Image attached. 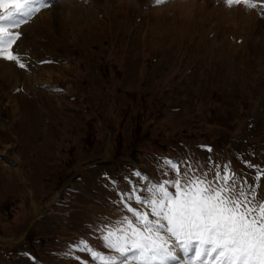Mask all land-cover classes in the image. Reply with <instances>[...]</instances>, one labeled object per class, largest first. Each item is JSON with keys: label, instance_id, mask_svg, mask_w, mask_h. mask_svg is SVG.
<instances>
[{"label": "rangeland", "instance_id": "rangeland-1", "mask_svg": "<svg viewBox=\"0 0 264 264\" xmlns=\"http://www.w3.org/2000/svg\"><path fill=\"white\" fill-rule=\"evenodd\" d=\"M84 2L20 36L19 51L55 61L27 64L28 77L63 84L59 93L34 81L16 93L23 71L0 72V155L9 145L22 176L0 158V237L13 241L0 243V264H31L26 250L80 264L73 253L90 254L71 244L91 232L103 244L97 226L131 215L107 176L124 191L136 166L164 179L163 152L203 169L209 158L230 161L250 183L255 169L240 158L264 168V25L256 14L226 0Z\"/></svg>", "mask_w": 264, "mask_h": 264}, {"label": "snow or ice", "instance_id": "snow-or-ice-1", "mask_svg": "<svg viewBox=\"0 0 264 264\" xmlns=\"http://www.w3.org/2000/svg\"><path fill=\"white\" fill-rule=\"evenodd\" d=\"M226 3L257 7L253 0ZM50 5L51 0H0V58L26 66L14 47L21 36L18 29ZM240 159L255 169L252 183L249 173H238L230 161L220 164L211 158L203 169L161 157L157 166L164 169V179L155 181L134 170L131 175L138 182L125 177L128 188L123 192L109 178L117 202L131 215L96 231L102 233L104 247L117 255H102L84 239L70 247L101 264H264V168Z\"/></svg>", "mask_w": 264, "mask_h": 264}, {"label": "bare ground", "instance_id": "bare-ground-1", "mask_svg": "<svg viewBox=\"0 0 264 264\" xmlns=\"http://www.w3.org/2000/svg\"><path fill=\"white\" fill-rule=\"evenodd\" d=\"M52 1H55V0H51V2ZM64 1V0H63ZM85 0H68V5H66V1L64 2V3H61V1H55V3L53 4H51L50 5V7H48V8H44V9H42L39 13H37L34 17H32L31 19H30V22L28 23H26V24H24V25H22L21 26V28H22V31H25V29H27V28H32V26L33 25H36V23L40 20V21H42V20H48L47 18H49L48 16L50 15V16H52V15H56V14H60V12H62V11H64V9H65V7L66 8H70V13L72 14V13H75V12H77V9L83 4V3H85L84 2ZM60 2V3H59ZM253 2H255L256 4H257V7H255L254 8V10H253V8H249V7H247L245 4H243V3H240V4H242V10H244V11H246L247 13H248V15H250V14H252V17H253V15L254 14H256L255 16L257 17V20H258V22L261 24V25H264V0H253ZM60 5H59V4ZM87 3H89V4H104V8L106 7V4H133V2H132V0H87ZM57 4V5H56ZM59 5V6H58ZM84 5V4H83ZM56 6V7H55ZM115 7H113V9H114ZM256 12V13H255ZM258 12L260 13V15L258 14ZM69 13V14H70ZM247 13H245V14H243L242 12H241V15L245 18H247ZM250 13V14H249ZM76 15V14H75ZM245 15H247V16H245ZM260 16V17H258V16ZM74 16V15H73ZM245 18V19H246ZM249 18V17H248ZM39 21V22H40ZM21 38V37H20ZM19 38V39H20ZM23 39L24 38H21L18 42H17V44L15 45V48H19L20 47V45H22V43H23ZM20 49V48H19ZM18 49V50H19ZM27 56V55H26ZM26 59H27V57H26ZM37 59H39V58H37ZM28 60V59H27ZM8 67H11L10 66V63H9V61H6V60H4V59H2V58H0V72L1 73H4V70L6 69V71L7 70H12L11 68H9L8 69ZM37 69V68H36ZM26 70H30L29 69V66L27 67V69ZM34 71V70H33ZM47 71V70H46ZM31 72V71H30ZM29 73V72H28ZM27 73V74H28ZM33 73V72H32ZM29 74H31V73H29ZM1 76H3V75H1ZM39 80H40V78H39ZM44 80H46V79H44ZM40 83H44V81H41ZM45 83H48V82H46L45 81ZM9 145H5L4 146V149H3V152L1 153V155H0V158H1V160L3 161V163L4 164H7V165H10V166H13L14 168H15V170H16V172H17V174L20 176V178L22 179V176H21V172H20V168H19V165H18V163L17 162H15L12 158H10V156H9V154L7 153V147H8ZM36 211H38L37 209H36ZM13 241H12V239H6V238H2V237H0V243H2V244H11Z\"/></svg>", "mask_w": 264, "mask_h": 264}]
</instances>
